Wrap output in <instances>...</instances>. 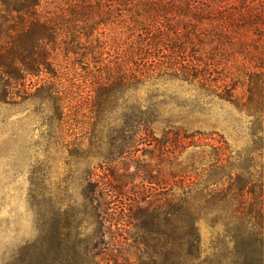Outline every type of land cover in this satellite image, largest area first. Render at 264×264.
Wrapping results in <instances>:
<instances>
[{"label":"trees","instance_id":"1","mask_svg":"<svg viewBox=\"0 0 264 264\" xmlns=\"http://www.w3.org/2000/svg\"><path fill=\"white\" fill-rule=\"evenodd\" d=\"M109 1L114 7L104 10L103 0H59L54 14L42 9L49 0H0V101L19 93L30 77L54 75L57 49L64 56L84 57L78 50L81 40H90L121 7L126 12L122 28L136 33L131 57H157L162 63L167 51H191L187 65L173 71L207 81L202 78L206 70L199 76L191 74L193 69L210 68L208 62L221 51L242 56L241 82L235 83L237 76L229 72L208 86L250 118V144L235 151L220 134L182 129L157 137L144 128H149V117H127L123 126L108 132L106 146L98 145L97 153L110 162L135 159L138 182L134 222H129L135 234L119 233L122 227L109 212L110 199L125 194L124 174L108 170L111 181L95 187L90 181L82 192V208L70 214L91 232L76 233L78 239L68 233L44 235L37 253L20 264H93L102 251L126 247L135 249L136 264H200L202 220L216 229L215 250L230 256L227 264H264V11L237 17L214 10L211 0ZM121 73L97 83L106 115L130 80L125 70ZM238 87L244 89L242 96L236 94ZM46 90L47 101L55 102L53 87Z\"/></svg>","mask_w":264,"mask_h":264},{"label":"rangeland","instance_id":"2","mask_svg":"<svg viewBox=\"0 0 264 264\" xmlns=\"http://www.w3.org/2000/svg\"><path fill=\"white\" fill-rule=\"evenodd\" d=\"M49 1L42 9L55 14L59 0ZM103 1L104 10L114 7L109 0ZM210 5L237 17L242 12L254 16L264 11V0H211ZM120 8L113 11L111 22L98 26L90 40H81L78 50L86 53L84 57L64 56L57 49L52 60L54 75L30 77L19 93H9L0 101V264H20L21 259L36 254L44 235H88L89 225L70 214L82 208V192L88 183L95 187L111 181L108 170L112 169L124 174L125 197H112L109 212L122 227L119 233L135 234L129 223L134 222L138 182L135 159L129 156L110 162L97 153L98 145L106 146L108 132L123 126L127 117H149V128H144L157 137L182 129L220 134L235 151L250 144V118L222 100L215 86H208L209 80L219 81L229 72L237 76L235 83L241 82L242 56L221 51L208 62L210 68L193 69L191 74L199 76L206 70L202 78L207 81L173 71L174 66L187 65L191 51H167L160 58L162 63L157 57H131L136 33L131 27L122 28L126 12ZM124 70L130 79L127 88L111 102L112 111L106 115L97 83ZM49 86L54 89L52 103L46 99ZM236 94L242 96L244 89L238 87ZM199 230V263L227 264L230 256L215 250L216 229L202 220ZM93 264H136L135 249L109 248Z\"/></svg>","mask_w":264,"mask_h":264}]
</instances>
